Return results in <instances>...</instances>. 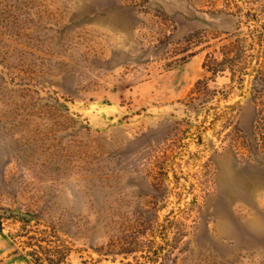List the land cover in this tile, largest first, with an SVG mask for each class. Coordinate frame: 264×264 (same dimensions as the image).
Masks as SVG:
<instances>
[{
	"label": "rangeland",
	"instance_id": "rangeland-1",
	"mask_svg": "<svg viewBox=\"0 0 264 264\" xmlns=\"http://www.w3.org/2000/svg\"><path fill=\"white\" fill-rule=\"evenodd\" d=\"M0 264H264V0H0Z\"/></svg>",
	"mask_w": 264,
	"mask_h": 264
},
{
	"label": "trees",
	"instance_id": "trees-1",
	"mask_svg": "<svg viewBox=\"0 0 264 264\" xmlns=\"http://www.w3.org/2000/svg\"><path fill=\"white\" fill-rule=\"evenodd\" d=\"M234 36V35H232ZM240 42V41H239ZM237 41L233 42V43H229V44H225L224 46L221 47L220 51H215V54H219V56H221V58H219L217 55H209L207 57V61L205 62L204 66L205 68L209 69V72H212L213 74H219L220 72H224L225 68L227 67V65H232V67H237L235 63V59L232 58L231 56H235L236 51H238L237 47ZM228 69H230L228 67ZM234 69V68H231ZM234 72L233 75L234 79H236L237 75H241L239 76V80H241V78L243 77L242 74L240 72H237L236 70H233ZM206 81L201 80L197 83V90H201L204 91L205 87L207 88V84L206 86L203 88V86L205 85Z\"/></svg>",
	"mask_w": 264,
	"mask_h": 264
}]
</instances>
